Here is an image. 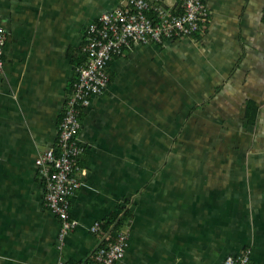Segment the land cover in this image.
Segmentation results:
<instances>
[{"label": "crops", "instance_id": "obj_1", "mask_svg": "<svg viewBox=\"0 0 264 264\" xmlns=\"http://www.w3.org/2000/svg\"><path fill=\"white\" fill-rule=\"evenodd\" d=\"M123 1L0 0V264L95 263L102 235L92 227L113 236L123 211L129 246L115 264L244 253L264 264V0H204L202 34L110 61L109 86L82 113L88 174L60 242L36 160L57 144L89 27Z\"/></svg>", "mask_w": 264, "mask_h": 264}, {"label": "built area", "instance_id": "obj_2", "mask_svg": "<svg viewBox=\"0 0 264 264\" xmlns=\"http://www.w3.org/2000/svg\"><path fill=\"white\" fill-rule=\"evenodd\" d=\"M209 20L204 0H124L89 27L83 47L89 59L77 67V80L59 124L57 144L36 160L44 178L46 205L61 221V243L77 225L71 217V199L88 174L81 164L85 148L78 139L82 113L90 106L91 98L109 86L108 65L113 54L122 55L136 44L197 36L205 31ZM6 42L7 33L0 22V79L4 76ZM92 232L101 234L102 240L94 250L95 263L90 264H115L125 256L128 229L120 230L113 238L97 222ZM223 264H250L249 253L229 256Z\"/></svg>", "mask_w": 264, "mask_h": 264}, {"label": "trees", "instance_id": "obj_3", "mask_svg": "<svg viewBox=\"0 0 264 264\" xmlns=\"http://www.w3.org/2000/svg\"><path fill=\"white\" fill-rule=\"evenodd\" d=\"M0 22H1V21H0ZM2 25H3V24H2ZM151 44H157V45H159V44H164V42H162V43H151ZM131 49H132V48H131ZM131 49H129V50H131ZM127 51H128V50H127ZM119 56H120V54H118V53L113 54V57H112L111 61H112L114 58L119 57ZM88 59H89V55L83 51L82 54L78 55V56L76 57V59L73 60V63H74L75 65H77V67H78L79 65L85 63ZM109 63H110V62H109ZM108 73H109V72H108ZM110 79H111V77H110ZM256 112H257V111H256L255 107H250V108H249V113H250L249 121H250V122L254 120ZM63 116H64V115H63ZM187 121H188V120H186V122H185V128H186V129H188L189 126H190V124H189V125L187 124ZM128 220H129L128 213L125 212V211H123L122 218L119 219L118 223H117L116 226H115V229H114V232H113V236H112L113 238L116 237L117 233L122 229V227L124 226V224H125L126 222H128Z\"/></svg>", "mask_w": 264, "mask_h": 264}, {"label": "rangeland", "instance_id": "obj_4", "mask_svg": "<svg viewBox=\"0 0 264 264\" xmlns=\"http://www.w3.org/2000/svg\"><path fill=\"white\" fill-rule=\"evenodd\" d=\"M165 2H166V0H165ZM174 78H175V80H176V82H177V84L179 85V86H181V87H183L182 86V83L180 82V80L178 79V77H175L174 76ZM183 89V88H182ZM184 92H187L188 93V97L190 96V90H188V89H185L184 88ZM190 91V92H189ZM182 93V92H181ZM193 96V95H192ZM158 99H159V96H158ZM183 105H184V107H183V111L185 112L186 110H187V108H189L190 106H188L187 105V103H185L184 101H183ZM175 136V135H174ZM173 136V137H174ZM187 144H190V145H192V144H196L197 142H195L192 138H189L188 140H187V142H186ZM195 149V148H194Z\"/></svg>", "mask_w": 264, "mask_h": 264}]
</instances>
